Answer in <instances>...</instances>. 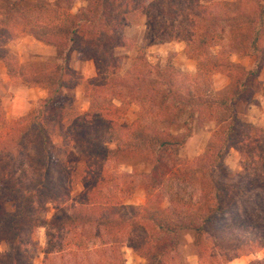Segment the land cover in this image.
Returning <instances> with one entry per match:
<instances>
[{
	"label": "trees",
	"instance_id": "obj_1",
	"mask_svg": "<svg viewBox=\"0 0 264 264\" xmlns=\"http://www.w3.org/2000/svg\"><path fill=\"white\" fill-rule=\"evenodd\" d=\"M82 1L71 13L73 0H56L51 11L57 21L50 23H32L25 11L9 9L30 35L54 48L56 61L31 63L21 75L24 83L46 90L25 118L8 124L0 106L5 200L0 242L10 246L0 254V264H32L33 235L39 228L47 238L42 264H124V244L145 264H186L178 262L183 231L191 233L200 264L264 251V128L242 122L235 110L236 102L256 100L250 81L264 67V4ZM134 12L145 17L152 41L184 43L186 57L195 60L193 74L170 62L152 65L140 50L120 72L125 56L115 49L130 48L123 29ZM224 40L229 50L213 53ZM74 52L92 60L95 68L86 83L88 107L82 113L67 108L61 94L82 82L70 66ZM232 55L249 57L252 65L245 67ZM10 57L0 53L6 65ZM213 72L229 80L224 95L212 91ZM130 104L138 108L133 119L127 117ZM195 119L217 122L216 128L204 153L191 161L177 160L174 154L191 136ZM63 120L68 122L64 139L80 152L69 167L55 161L49 149L55 124ZM230 149L238 152L242 170L226 167ZM124 159H139L150 167L143 173L146 197L141 206L125 203L135 190L129 174L106 168ZM168 178L196 182L197 191L187 198L165 192ZM46 205L56 210L47 221L40 216ZM59 232L65 237L59 238ZM249 264H264V256Z\"/></svg>",
	"mask_w": 264,
	"mask_h": 264
},
{
	"label": "rangeland",
	"instance_id": "obj_2",
	"mask_svg": "<svg viewBox=\"0 0 264 264\" xmlns=\"http://www.w3.org/2000/svg\"><path fill=\"white\" fill-rule=\"evenodd\" d=\"M14 1L13 5L10 3ZM4 3L0 1V53L10 57L9 65L0 60V106L6 123L25 118L30 112L37 108L39 100L46 96V90L42 87L26 84L22 80V74L31 63H53L56 61V53L52 46L45 44L28 33V26L22 24L15 10L17 7L25 11V16L32 23H50L57 21V15L51 11L56 0H13ZM21 1V2H20ZM264 4V0H261ZM82 0H73L71 13H76L83 5ZM124 36L130 40V48H117L116 53L125 57L121 60V73H124L130 66L132 58L137 51L144 54L145 59L152 65H164L166 62L181 70L182 72L193 74L195 72V60L186 57L184 43L176 40H151L150 30L146 24L145 17L139 12L130 15L128 24L123 29ZM227 38V37H226ZM226 40L221 42V46L213 47L212 52L217 53L224 49L227 52ZM231 59L240 62L245 67L252 65L249 57L232 55ZM70 66L80 76L82 82L61 91L67 108L75 113H82L88 107L86 83L95 76V68L92 60L81 59L74 52L70 59ZM229 80L218 72L212 73V91L217 96L224 95L229 90ZM255 102H237L236 115L242 122L264 128V67L258 77L250 81ZM138 108L135 104L128 106L127 117L133 119ZM73 114V116L75 115ZM67 121L55 124L50 152L53 159L65 167L76 163L80 159L79 148L64 139ZM217 122L203 121L195 119L192 123V133L185 144L174 154V158L181 161H191L196 156L204 153L209 142L211 133L215 130ZM2 126L0 125V128ZM175 131V128H170ZM112 146V145H110ZM226 167L234 172L242 170L241 158L235 149H230L224 158ZM174 162L168 163L173 166ZM108 170H117L129 174L130 181L135 190L125 199V203L141 206L145 202V178L143 173L149 172L150 167L143 164L139 159H124L120 163L106 164ZM196 182H179L176 179L168 178L167 186L163 191H172L171 194H178L184 198L195 193ZM81 186L77 187L80 190ZM165 200V199H164ZM2 197V183L0 181V205H4ZM166 201L160 206L164 207ZM56 213L51 205H46V210L40 214L44 220H49ZM86 230L92 231L91 228ZM87 232V233H88ZM56 233V232H55ZM54 233V234H55ZM65 232H59V238L65 237ZM36 248L32 250V264H42L44 254L42 250L46 247L45 229L39 228L33 235ZM178 247V262L186 264H200L194 249L192 235L188 231L180 233ZM58 242V239H56ZM10 246L6 242H0V254L9 251ZM124 264H145V260L136 255L131 248L124 244L121 246ZM218 256V254H217ZM220 256V255H219ZM264 251H257L247 255L234 258L222 264H249L256 260H262ZM214 263L209 259L203 264ZM221 264V262H220Z\"/></svg>",
	"mask_w": 264,
	"mask_h": 264
},
{
	"label": "crops",
	"instance_id": "obj_3",
	"mask_svg": "<svg viewBox=\"0 0 264 264\" xmlns=\"http://www.w3.org/2000/svg\"><path fill=\"white\" fill-rule=\"evenodd\" d=\"M236 62V61H235ZM240 63V62H239ZM240 102V101H239ZM237 103V102H236ZM236 103H235V107H236ZM236 109V108H235Z\"/></svg>",
	"mask_w": 264,
	"mask_h": 264
}]
</instances>
